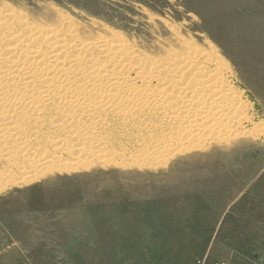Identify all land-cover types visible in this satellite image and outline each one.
Listing matches in <instances>:
<instances>
[{"label":"rangeland","instance_id":"374dc122","mask_svg":"<svg viewBox=\"0 0 264 264\" xmlns=\"http://www.w3.org/2000/svg\"><path fill=\"white\" fill-rule=\"evenodd\" d=\"M1 6L40 25L67 15L81 36L116 34L133 55L164 56L180 49V38L214 47L254 121L264 123V0H0ZM167 95L173 101L175 94ZM138 130L143 140L146 130ZM249 136L189 148L161 166L105 156L100 161L109 163L86 161L82 170L27 184L10 186L14 176L4 177L0 264H264V131Z\"/></svg>","mask_w":264,"mask_h":264},{"label":"bare ground","instance_id":"6f19581e","mask_svg":"<svg viewBox=\"0 0 264 264\" xmlns=\"http://www.w3.org/2000/svg\"><path fill=\"white\" fill-rule=\"evenodd\" d=\"M73 24L58 13L40 25L0 7V180L13 175L10 186L109 163L105 156L161 166L189 148L264 131L214 47L179 37L180 49L164 56L133 55L116 34L84 37Z\"/></svg>","mask_w":264,"mask_h":264}]
</instances>
